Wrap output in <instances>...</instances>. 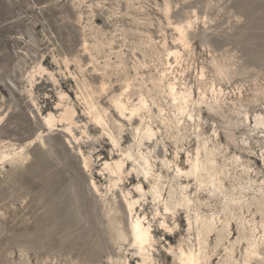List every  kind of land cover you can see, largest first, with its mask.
<instances>
[{"label": "rangeland", "instance_id": "1", "mask_svg": "<svg viewBox=\"0 0 264 264\" xmlns=\"http://www.w3.org/2000/svg\"><path fill=\"white\" fill-rule=\"evenodd\" d=\"M93 37L103 45L99 54ZM38 65L48 72L38 74ZM161 74L189 91L179 104L192 119L160 122L178 110L152 84ZM132 80V102L144 81L151 112L163 113L151 141L138 143L139 118L128 121L110 103ZM81 91L105 109L117 148L91 121ZM59 103L75 110L77 141L61 126L46 129L43 117H57ZM0 117V147H23L27 158L0 165V264L141 262L129 245L127 191L139 199L136 217L150 225L149 264H178L187 246L200 249L201 264H264V127L255 123H264V0H0ZM199 148L197 180L179 176L177 167L188 171ZM126 150L135 162L108 191L104 162ZM139 150L155 181L138 177ZM214 169L219 180L210 185ZM176 204L174 216L161 215ZM253 250L258 256H249Z\"/></svg>", "mask_w": 264, "mask_h": 264}, {"label": "bare ground", "instance_id": "2", "mask_svg": "<svg viewBox=\"0 0 264 264\" xmlns=\"http://www.w3.org/2000/svg\"><path fill=\"white\" fill-rule=\"evenodd\" d=\"M178 32H179V35L182 36L183 28H179ZM93 39L97 43L93 46V49L95 50L97 54H99L100 50L103 49V45L100 43L97 37H93ZM83 51L88 52L89 55L91 56V51L89 50V45H88L87 40H85L83 43ZM63 62L67 68L68 60L65 59ZM77 67H78V70L82 72L83 67L80 65L79 61H77ZM163 68L164 70L168 69L166 65ZM36 72L41 75L43 73H47L48 71H46L41 65H38L36 67ZM165 75L161 74L160 75L161 77L159 80L158 79L155 80L154 78H151L152 84L154 87L160 88L162 93L166 94V96L171 100L172 103H175V104H172V107L173 108L176 107L178 110L173 114V118L163 119L160 122L163 124L171 123L173 125H176L184 117L192 119L191 113L187 112V110L185 109V106L179 104L181 103V101H184L186 99V97L189 95V91H187V89H185L182 92L177 91L175 89V86L171 82H169L170 80L167 81V83H164ZM32 78H34V76L31 75L30 81ZM134 81L136 82V80H132L131 83L125 84L123 91L119 95L113 97L110 100V103L112 104L114 109L118 112V115L127 119L128 121H131V119L134 117L139 118L140 123L134 129L135 139H137L138 143L142 141H151L152 138H154L156 135V132L152 128V125L154 123L153 120L155 118L159 119L160 117H162L163 113L160 107H157L158 108L157 114H154L151 112L150 105L142 92V87L146 84V82L144 81H141V83H137L136 85L137 102L135 103L132 102L131 98L129 97V94H130V88L131 86H133ZM83 88H86L84 84H83ZM104 90L105 89L103 85L98 91V94L100 95V93ZM93 94H95L94 90L91 91V95ZM91 95L87 92L83 93L81 91L80 97L85 104V111L90 116L91 121L95 125L101 128L103 135H105V137L110 140L113 146L117 148L119 146L118 139L117 137L113 135V131L111 130L107 120L104 117V115L106 114V111L105 109L100 110L96 107L95 100ZM59 99L60 101H63L65 99V94H60ZM176 102L178 103L176 104ZM32 103L35 104L33 100H32ZM57 107H62L61 108L62 111L57 117L53 113H48L46 116L43 117V122L46 126L47 131L51 132L54 130V128L61 126L64 131L71 134L74 140L77 141L78 139L74 136L73 131H72V127L76 126V122L74 121V115H75L74 108L70 107L68 104L63 105L61 103H59ZM2 119L3 117H0V123ZM255 123H256V126L258 127L259 126L264 127V123L261 122L259 119H256ZM86 133L87 132H83V134L85 135ZM87 137L89 136L87 135ZM203 145L204 144H202L201 146ZM204 149L205 147H203L202 150ZM202 150L200 148L197 149L196 158L189 161L188 171H184L180 169L179 167H177L176 173L179 176L185 175V177L188 179L192 177L194 180H197V178L199 177V171L202 167V163H200L198 156ZM24 154L25 153H24L23 147L15 148L13 145L4 143L0 147V165L6 162L11 163L14 161L19 162V163L21 162V164H23L25 163L27 159ZM138 154H139V159L141 160L140 172L138 173V177L139 178L142 177L144 180H146V182H148L149 179H152L153 181H155L156 177H155V174L153 173V170H152L153 166L151 162L149 161L148 158L144 157L143 153H141L140 150ZM83 160H84V163H83L84 168L88 170L90 168V158L84 157ZM129 162H135V158L131 154L130 150H126L125 152L121 153L120 159H117L114 161L112 160V162H104L103 170L108 175V187H107L108 191H112L113 189L117 188L119 186V183L123 181L124 174H125L124 167L125 165L127 166ZM132 171L137 172L136 169L133 167H132ZM207 175L209 179L208 184L210 185H214L215 182L219 180V177H218L219 172L216 169L207 173ZM92 188L98 194L100 193L101 195V192L98 189L94 181H92ZM150 188L152 191H154V196H153L154 201H159L162 195L160 193V190L158 189V185L155 183H151ZM135 190L138 193L141 192L143 190L141 184L138 183L137 186H135ZM122 195L125 200L126 211L130 218L129 245L131 247V251H133L134 255H136L134 259L136 261H139V260L141 261V262H137V264H149L150 257L148 255V248H153L152 243L154 242V239L152 237V232L150 231V225L148 223L147 225L143 223V221L145 220L144 218L141 219L140 216L136 217V214H137L136 206L139 204V199H135V200L133 198L128 199L127 197L130 196V193L128 191L125 193L123 192ZM188 202L189 200L187 201V203ZM140 206L141 205H139V207ZM179 206L181 205L176 204L172 207H168L167 205H165L163 206L164 214H161V215L166 216L170 214L171 216H174L173 211ZM161 226L163 228L162 230L164 231H168L170 229V227L166 225L164 221L161 223ZM201 228H203L206 231V234L209 237L213 236L212 226L210 224L201 226ZM116 229H117L116 227L112 228L113 231L114 230L116 231ZM258 254L259 252L257 250H253L252 252L251 251L249 252V256H258ZM203 258L204 257H201L200 249H196V246H187L186 249H183L180 247L179 256L177 258V261H178V264H201V261ZM121 264H130V262L124 261Z\"/></svg>", "mask_w": 264, "mask_h": 264}]
</instances>
